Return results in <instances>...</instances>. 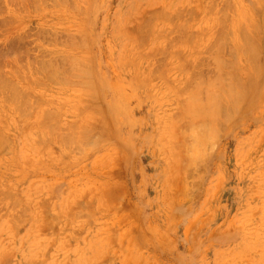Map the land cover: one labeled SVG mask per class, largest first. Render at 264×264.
<instances>
[{"label": "rangeland", "instance_id": "374dc122", "mask_svg": "<svg viewBox=\"0 0 264 264\" xmlns=\"http://www.w3.org/2000/svg\"><path fill=\"white\" fill-rule=\"evenodd\" d=\"M2 64L0 264H264V0H0Z\"/></svg>", "mask_w": 264, "mask_h": 264}, {"label": "bare ground", "instance_id": "6f19581e", "mask_svg": "<svg viewBox=\"0 0 264 264\" xmlns=\"http://www.w3.org/2000/svg\"><path fill=\"white\" fill-rule=\"evenodd\" d=\"M246 37H249V36H246ZM246 37H245V38H246ZM245 38H244V40H245ZM247 39H248V38H247ZM245 42H247V44H248L247 47H248L249 44H250V42H249L248 40L245 41ZM251 44H252V43H251ZM251 44H250V45H251ZM248 48H249V50H248ZM248 48H247L248 52H250V51H251V52H250V54H247V50H246V51H245V54L247 55L246 57L249 56L248 58H250V55H252V56H251V60H252V58L257 57V55H255L256 52L253 50L254 47L251 46V48H250V46H249ZM251 49H252V50H251ZM253 51H254V52H253ZM252 52H253L254 54H251ZM253 56H254V57H253ZM43 59H44V58H43ZM254 59H255V58H254ZM254 59H253L252 61H254ZM255 60H257V59H255ZM44 61H45V60H43V61L41 60V61H39L40 63L38 62V64L40 65V64L42 63V65H43V64H44ZM47 61H48V63H49L50 65H51L52 62H53V64H54V61H53V60H51V62H50L49 60H47ZM47 61H45V62H46V63H45V66L48 65ZM255 62H256V61H255ZM255 62H254V63H255ZM62 63H63V61H61V63L59 62V64L57 63L58 65L56 66V62H55V65H54V66H56V69H57L56 71H57V72H59V71L61 70V69L58 68V67H61L60 65H61ZM250 63H251V62H250ZM252 63H253V62H252ZM252 63H251V64H252ZM5 64H6V63H5ZM38 64H37V65H38ZM53 64H52V65H53ZM63 64H64V63H63ZM65 64H66V63H65ZM42 65H40V66H42ZM50 65H49V66H50ZM52 65H51L50 68H49L51 71H50V70L48 71V68H47V67H49V66H46L47 70H46L45 67H44V70H43V67H41V69H40V66H39V69H40V70L38 69V67H35V68H37V71H41V72L43 71V72L46 73V74H47V72H45V71H48L49 74H47V75L50 76V74H51V75L53 74L52 77H54V75H55L57 72L53 71V70H55V69H51V68H55V67H52ZM219 65H220V67H221V64H219ZM1 66H2V67H1ZM1 66H0V68L2 69V68L4 67V65L2 64ZM34 66H35V65H34ZM43 66H44V65H43ZM78 67H79V66H78ZM78 67H77V68H78ZM61 68H65V67H61ZM72 68H74V67H71V70H73ZM80 68H81V66H80ZM80 68H78V69L75 68L74 70H77V71H78ZM17 69H19V68H17ZM58 69H59V71H58ZM62 70H63V69H62ZM62 70H61V71H62ZM66 70H69V68H68V69H67V68L64 69L63 72L66 71ZM18 71H19V70H18ZM18 71L15 70L16 74H19V75H20L21 73H20V72L18 73ZM20 71H21V70H20ZM35 71H36V69H35ZM216 71H220V72H221L222 69L219 68V67H217V68H216ZM11 72H12V71H11ZM21 72H22V71H21ZM41 72H40V73H41ZM43 72H42L41 74H43ZM50 72H53V73H50ZM70 72H71V71H70ZM2 73H4V72H1V74H0L1 76H2ZM37 73H38V72H37ZM66 73H68L69 75H72V73H69V71H67ZM66 73H65V74H66ZM221 73H222V72H221ZM223 73H224V71H223ZM16 74H15V75H16ZM46 74H45V75H46ZM59 74H60V75L63 74V76H64V73H61V72H60ZM227 74H228V72H226L225 74H220L222 80H220V77H219V79H218V83H219V82H222V81H224V80H226V81H224V83H225V82H226V83H229V82L231 81V80H230V74H228V75H227ZM3 75H5V74H3ZM22 75H23V73H22ZM24 75H25V73H24ZM47 75H46V76H47ZM60 75H58L57 78H60V77L62 76V75H61V76H60ZM216 75H219V74H216ZM222 75H223V76H222ZM225 75H226V77H225ZM231 75H232V74H231ZM7 76H8V75H7ZM10 76H11V75H10ZM12 76H13V74H12ZM20 76H21V75H20ZM56 76H57V75H55V77H56ZM217 77H218V76H217ZM222 77H224L225 79L223 80ZM62 78H64V77H62ZM227 78H229V79L227 80ZM0 79H1V78H0ZM3 79H6V80H4L5 82H6L7 80L10 81V82H11V80H13V79L10 80L9 77L7 78V77H5V76H4ZM197 79H199V82H197V81H198ZM200 79L202 80L203 78H200V76H199V78H198V76H197V77L195 78V81H196V82H194L195 84L197 83V84H196V89H199V87H197V86H198V83H199V85H200V83H201V86H200V87H203V88H200V89L198 90V92H201L202 89L206 88V87L209 85V84H207V83L205 82V83L207 84V86H206V84H204V85H205V86H204V85H203V82H204L206 79L202 80L203 82H200ZM232 79H233V78H232ZM1 80H2V79H1ZM19 80L24 81V78H22V79L20 78ZM229 80H230V81H229ZM8 81H7V82H8ZM206 81H209V80H206ZM227 81H228V82H227ZM0 82H1V83H0V87H2V88H0V89H1V90L3 89V91H4V90H7L8 87H11L12 85L17 86V83H16V84L14 83L15 81H12V82H13V83L11 82L12 85H9V86H8L9 82H8V84H7V82H6V84H3V83H2L3 81H0ZM11 83H10V84H11ZM194 83H191V84H192L191 88H189V87H187V86H186V88H187V89L189 88V89L193 90V88L195 87V84H194ZM234 83H236V82H234ZM191 84H189V85H191ZM193 84H194V85H193ZM220 84H221V86H222V83H220ZM220 84L218 85L219 87H220ZM1 85H3V86H1ZM4 85H6V86H4ZM202 85H203V86H202ZM223 85H224V84H223ZM7 86H8V87H7ZM218 86H217V87H218ZM235 86H236V85H235ZM237 86H238V84H237ZM5 87H7V89H6ZM17 87H18V86H17ZM210 87H211V86H210ZM227 87H228V86H226V88H227ZM232 87H234V84H232ZM239 87H240V89H241L240 84H239L238 88H239ZM4 88H5V89H4ZM19 88H20V87H19ZM230 88H231V87L229 86V88H227L226 90H229ZM194 89H195V88H194ZM196 89H195V90H196ZM234 89H235V88H234ZM234 89L231 88V89L229 90L230 93H229L228 91L225 90L224 93H226V94L229 93V95H226V94H225V95H226V97L228 96L227 98H228L229 102H230V101H233L234 105H233V103H232V104L230 103V105L233 106L234 110H236V107H239V105H240L239 103L241 102V101H240V97L242 98V96H241L242 93H241V94H237L238 92H237L236 90H234ZM8 90H10V93L13 91L11 88H9ZM11 90H12V91H11ZM195 90H193V91H195ZM205 90L210 91L211 88H208V87H207V89H205ZM216 90H217V89H216ZM231 90H232V92H231ZM233 90L236 91V92L233 93ZM196 91H197V90H196ZM196 91H195V92H196ZM7 92H9V91H7ZM195 92H193V93H195ZM198 92H197V94H196V93L193 94L191 99L193 100V99L195 98L196 101L200 100V101H203V102H204L205 99H204V100H202V99H198V100H197V98L199 97V95H200L201 98H202L203 96L206 97L208 92H207V91H204V92H207V93H204L203 90H202L203 94H202V92H201V93H198ZM241 92H242V91H241ZM232 93H233V94L236 93V97H238L239 99L236 98L235 95L233 96ZM23 94H24V93L21 94L20 99L23 97L24 99H23V98H22V99L26 102L25 96H22ZM204 94H205V95H204ZM212 94H213V93H212ZM212 94H210V96H211ZM231 94H232V95H231ZM195 95L198 96V97H194ZM201 95H202V96H201ZM210 96H209V93H208V96H207V97H210ZM231 96H232V98L235 97V98H233V99L235 100V102L237 101L236 103H238V104H236V103L234 102V100L231 99ZM243 96H244V95H243ZM204 97H203V98H204ZM217 97H219L218 99L221 101V98L224 99L225 96H224V95L222 96V94H221V95L219 94V95H216V97H215V95L213 94V95L210 97L211 100H210V98H209L208 100H206V101H209V100H210V102L214 100L213 105H212V104H208L207 102H204V103H206V104H203V103H202V104L205 106L206 109H204V107H203L202 105H199V104H198V103L201 104V102H196L195 104L193 103V102H195V101H190V102L193 103V104H192L193 106H194V105L197 106V107L199 106L198 109H200V106H202V108H203L204 110L202 109V110L199 111V112H201V114H202V113L204 114V112H205V114H207L206 112H210V111H212L211 113H214L213 110H212V108L214 109V107H215L214 104H215V103H216V104L220 103L219 100L216 99ZM12 98L15 99L16 97H12ZM12 98H11V99H12ZM13 99H12V100H13ZM18 99H19V96H17V99H15V100L17 101ZM20 99H19V100H20ZM22 99H21V101H22ZM191 99H190V100H191ZM206 99H207V98H206ZM225 99H226V98H225ZM230 99H231V100H230ZM215 100H217V101H215ZM21 101L18 102V104H19V103H23V104L25 103L24 101H22V102H21ZM222 101H224V100H222ZM238 101H240V102H238ZM210 102H209V103H210ZM26 103H27V102H26ZM26 103H25L24 105H26ZM191 103L189 104L190 107L188 108L189 110H191V112L188 110L189 113H188V111H187V113L190 114V116H192V117L195 116V115H197V114L200 115V113L197 112V111H198V110H197V107L194 106V109H196V110L191 109V107L193 108V106L191 105ZM221 103H222V104H219V106L222 105V107H225V106L227 105V104L225 105L223 102H221ZM226 103H227V102H226ZM196 104H197V105H196ZM207 104H208V105H207ZM19 105H20V104H19ZM19 105H18V106H19ZM21 105H22V104H21ZM21 105L19 106V108L22 109V110H24L23 112L25 113V111L27 110V107H24V105H23V108H22ZM206 105H207V107H206ZM26 106H27V105H26ZM208 106H209V108H208ZM210 106H213V107H211V109H210ZM216 106H218V105H216ZM219 106H218V110H216L217 112L214 113V114H212V115H217V113H218V114L220 113V112H219V110H220V109H219ZM222 107H221V108H222ZM215 108H217V107H215ZM228 108H229V110H232V109H233V108H231L230 106L228 107V105H227V109H228ZM241 108H242V107H241ZM241 108H240V109H241ZM25 109H26V110H25ZM209 109H210V111H209ZM222 109H223V108H222ZM222 109H221V110H222ZM224 109H226V107H225ZM224 109H223V111H224ZM192 110H193V111H192ZM205 110H207V111H205ZM221 110H220V111H221ZM214 111H215V110H214ZM195 112H196L197 114H194ZM221 112H222V111H221ZM193 114H194V115H193ZM213 124H214V123H213ZM208 125H209V124H207V127H208V128H212V127H210V126H208Z\"/></svg>", "mask_w": 264, "mask_h": 264}]
</instances>
